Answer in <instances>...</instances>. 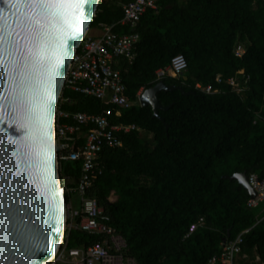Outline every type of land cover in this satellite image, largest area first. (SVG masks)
Wrapping results in <instances>:
<instances>
[{"label": "trees", "instance_id": "1", "mask_svg": "<svg viewBox=\"0 0 264 264\" xmlns=\"http://www.w3.org/2000/svg\"><path fill=\"white\" fill-rule=\"evenodd\" d=\"M129 1L100 0L90 30L129 33V26L120 24ZM136 32L134 60L114 65L132 102L129 108L66 88L62 92L69 100L59 107L67 112L99 114L112 125L138 128L118 134L121 146L103 149V172L88 196L125 239L124 256L137 264H206L223 242L244 230L243 253L264 264V202L248 207V191L224 178L245 172L264 180V0H158L157 11L148 9ZM238 44L245 48L242 57L234 52ZM177 55L185 57L187 70L179 77L170 70L161 81L195 95L179 89L157 94L168 107L159 111L166 131L152 108L141 105L139 92L157 84V71ZM239 70L248 77L241 80L242 93L216 82L217 76L241 78ZM197 82L220 92H199ZM80 171L81 160L60 164L62 184L75 187ZM64 196L68 203L71 195ZM200 218L203 224L186 236ZM100 240L71 229L67 245L86 247Z\"/></svg>", "mask_w": 264, "mask_h": 264}, {"label": "water", "instance_id": "2", "mask_svg": "<svg viewBox=\"0 0 264 264\" xmlns=\"http://www.w3.org/2000/svg\"><path fill=\"white\" fill-rule=\"evenodd\" d=\"M100 0H0V264H46L65 231L66 200L54 144V117L77 46ZM159 81L144 90L153 117L166 110ZM166 125V131L168 125ZM237 180L256 196L248 175Z\"/></svg>", "mask_w": 264, "mask_h": 264}, {"label": "built area", "instance_id": "3", "mask_svg": "<svg viewBox=\"0 0 264 264\" xmlns=\"http://www.w3.org/2000/svg\"><path fill=\"white\" fill-rule=\"evenodd\" d=\"M148 9L157 11L158 0H131L123 5L120 24L129 26V33L114 32L112 27L103 28L98 36L89 31L77 46L63 90L66 88L74 93L110 102L120 108H129L132 102L125 95L126 87L121 72L114 65L120 59L129 62L134 60L135 46L140 38L136 29L141 16ZM234 52L237 57H242L245 48L238 44ZM187 67L185 57L177 55L168 67L157 71V80L161 81L170 70L174 71L176 77L182 76ZM237 74L241 75V78L232 76L223 79L217 76L216 82L226 83L235 92L242 93L244 87L241 80L247 81L248 77L244 76L243 70H239ZM194 88L205 94L220 92V89H214L210 85L204 86L199 82L195 83ZM62 92L54 117V144L58 165L81 160V171L75 187L68 186L66 181L63 184L61 182L64 194L71 195L66 203V235L64 234L55 255L46 264H137L133 258L124 256L125 239L110 225V217L104 214L97 200L87 193L92 188L94 179L103 172V149L121 146L122 141L118 134L138 128L134 125H112L105 116L99 114L67 112L59 107L60 102L69 100L62 97ZM248 181L256 196L249 198L247 206L254 208L264 202V180L251 173L248 175ZM73 196L79 198L78 208L72 201ZM203 222V218H200L192 224L186 236ZM71 229L98 235L101 240L86 247L70 248L67 239ZM247 232L248 230H244L235 239L223 242L221 251L212 256L206 264H238L240 256L246 259L243 264H260L258 256L254 260H248L242 251L243 235Z\"/></svg>", "mask_w": 264, "mask_h": 264}, {"label": "crops", "instance_id": "4", "mask_svg": "<svg viewBox=\"0 0 264 264\" xmlns=\"http://www.w3.org/2000/svg\"><path fill=\"white\" fill-rule=\"evenodd\" d=\"M102 29H92L91 30V34L98 36L101 34ZM72 201L74 203V198L72 197ZM74 205H76V203H74ZM244 262H246V259H244L243 257H238V264H243ZM248 263V262H247ZM245 263V264H247Z\"/></svg>", "mask_w": 264, "mask_h": 264}, {"label": "rangeland", "instance_id": "5", "mask_svg": "<svg viewBox=\"0 0 264 264\" xmlns=\"http://www.w3.org/2000/svg\"><path fill=\"white\" fill-rule=\"evenodd\" d=\"M90 31V33H91V30H89ZM145 136H146V141H147V139H148V141H150L151 140V134H149V133H147V134H145ZM145 141V142H146ZM148 141L146 142L147 144H148ZM73 198H74V203H76V208H78L79 206V198H78V196H73ZM64 234L66 235V232H64ZM64 234H63V236H64Z\"/></svg>", "mask_w": 264, "mask_h": 264}]
</instances>
